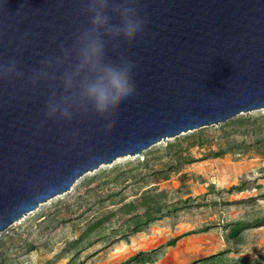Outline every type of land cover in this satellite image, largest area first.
I'll return each instance as SVG.
<instances>
[{
	"label": "water",
	"instance_id": "water-1",
	"mask_svg": "<svg viewBox=\"0 0 264 264\" xmlns=\"http://www.w3.org/2000/svg\"><path fill=\"white\" fill-rule=\"evenodd\" d=\"M88 7L0 0V233L102 165L264 109V0H107L103 55L134 63L135 94L47 119L90 78L77 71ZM128 12L146 20L142 33L123 26Z\"/></svg>",
	"mask_w": 264,
	"mask_h": 264
},
{
	"label": "rangeland",
	"instance_id": "rangeland-1",
	"mask_svg": "<svg viewBox=\"0 0 264 264\" xmlns=\"http://www.w3.org/2000/svg\"><path fill=\"white\" fill-rule=\"evenodd\" d=\"M238 118L262 122V133L247 132L244 126L245 134L235 135L230 127L210 126L85 174L69 192L40 204L0 233V264H121L157 248L150 255L154 262L145 264H264V226L228 237L230 224L264 214V109L233 119ZM197 134L204 144L191 146ZM259 139L263 142L245 153L234 150L205 159L228 141L253 145ZM159 170L165 172L153 173ZM241 181L248 189L221 191ZM210 186L214 192L209 194ZM249 197L259 199L233 202ZM157 204L163 207L160 214L152 212L156 220L131 218ZM137 223L141 231L134 232ZM177 237L174 246L166 245Z\"/></svg>",
	"mask_w": 264,
	"mask_h": 264
},
{
	"label": "clouds",
	"instance_id": "clouds-1",
	"mask_svg": "<svg viewBox=\"0 0 264 264\" xmlns=\"http://www.w3.org/2000/svg\"><path fill=\"white\" fill-rule=\"evenodd\" d=\"M106 7L107 0H89L88 10L93 13L91 27L84 29L78 40L79 63L77 71L86 70L91 74L90 78L81 81L79 91L74 97L62 103H50L45 112L47 119L59 115L63 119L71 120L70 107L72 104H76L86 111L91 101H94L99 107H107L135 94L136 83L132 76L134 63L127 59L105 58L103 55L104 41L101 29L108 22L104 13ZM122 23L128 31L142 33L146 20L135 13L128 12L122 18ZM4 67L0 65V76L4 74ZM15 68L16 62L13 60L7 66V72L11 73ZM16 74L21 75L20 73ZM71 83L72 77L69 76L65 79V85L71 86ZM114 118V116L110 117L107 122Z\"/></svg>",
	"mask_w": 264,
	"mask_h": 264
},
{
	"label": "trees",
	"instance_id": "trees-1",
	"mask_svg": "<svg viewBox=\"0 0 264 264\" xmlns=\"http://www.w3.org/2000/svg\"><path fill=\"white\" fill-rule=\"evenodd\" d=\"M262 122H260L257 119H251V118H238V119H231L229 121H227L224 124H221L219 126L221 131H225L227 129V127H230L232 132L235 135H239V134H245L242 130V128L244 126L248 127L249 130H247V132H254V133H258L261 134L262 133V129H261V125ZM258 130V131H257ZM243 132V133H242ZM202 134H197L194 137H191V146H202L204 144L203 138H202ZM263 141H261L260 139L258 141H256L253 145L252 144H248V143H237V142H233V141H228L227 143H225L224 148H218L216 151H209L208 154L206 155L205 159L208 158H222L224 155L234 151V150H238L239 152H247L248 149H250L251 147H254L256 145L261 144ZM243 149V151H242ZM186 158V157H185ZM186 160V164L187 163H192L193 161H190L188 159H183ZM173 167L169 168L172 169ZM165 171L159 170V171H155L153 172L155 175H160L163 174ZM159 177H157L158 179ZM246 186V187H245ZM248 189L247 187V182L245 181H241L239 184L237 185H232L229 189H224L221 190L222 192L228 193V194H232V193H240L244 190ZM214 192V187L210 186L208 193H212ZM261 198L264 199V195H261ZM258 197H249L246 199H239V200H235L233 201L234 203L237 204H241V203H254L258 200ZM131 204H129L130 206ZM128 206V207H129ZM163 206L157 204L155 207H151L150 205H147L145 207H143L142 212L137 213L136 215L131 216V218H139L142 216H147V219L149 220V222L154 221L157 219V217L152 215V212L154 213H161V208ZM141 224H136V226L133 228L134 232H139L141 231V229H139V227H141ZM264 226V214L261 216H258L250 221H237L234 222L232 224H230V231L228 233V237L229 239H234L235 237H237L238 235H240V233L242 232V230H246V229H250V228H258V227H262ZM207 230L204 229L203 231ZM181 237V236H180ZM180 237H177L169 242H167V246H174L176 244V242L180 239ZM160 248H157L155 250H151L149 252H140L138 254H136L135 256L131 257L129 260L121 263V264H131L133 262H136L137 264H145V263H152L154 262V260L151 258V254H153L154 252H156L157 250H159ZM222 253H218V254H214L212 256H210V258L215 257V256H219ZM209 258V257H208Z\"/></svg>",
	"mask_w": 264,
	"mask_h": 264
}]
</instances>
